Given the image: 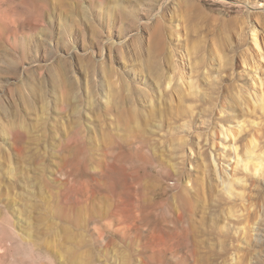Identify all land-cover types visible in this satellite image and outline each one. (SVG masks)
I'll return each mask as SVG.
<instances>
[{"label": "rangeland", "instance_id": "1", "mask_svg": "<svg viewBox=\"0 0 264 264\" xmlns=\"http://www.w3.org/2000/svg\"><path fill=\"white\" fill-rule=\"evenodd\" d=\"M0 241L264 264V0H0Z\"/></svg>", "mask_w": 264, "mask_h": 264}, {"label": "bare ground", "instance_id": "2", "mask_svg": "<svg viewBox=\"0 0 264 264\" xmlns=\"http://www.w3.org/2000/svg\"><path fill=\"white\" fill-rule=\"evenodd\" d=\"M256 46L259 48L260 47V45H259V43L257 42V44H256ZM262 91V90H261ZM1 242V241H0ZM3 242V241H2ZM4 243V242H3ZM1 245H3L2 243H0V248L1 247H4V245L3 246H1ZM2 249V248H1ZM46 264H52V261H51V259H47V263Z\"/></svg>", "mask_w": 264, "mask_h": 264}]
</instances>
